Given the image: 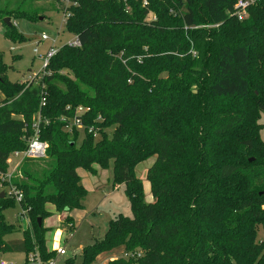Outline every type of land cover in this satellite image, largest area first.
I'll return each mask as SVG.
<instances>
[{
	"label": "trees",
	"instance_id": "1",
	"mask_svg": "<svg viewBox=\"0 0 264 264\" xmlns=\"http://www.w3.org/2000/svg\"><path fill=\"white\" fill-rule=\"evenodd\" d=\"M33 1L0 0V20L11 19L7 39H22L13 21L45 18ZM236 2L78 0L64 15L80 47L63 45L35 80L10 82L0 53V177L11 153L26 149L38 115L48 144L45 158L25 159L13 179L30 224L26 257L55 259L47 205L59 214L83 209L77 170L96 175L94 165L112 164V184L125 186L132 217L112 220L105 237L82 250V264L115 249L125 255L109 264H264V41L252 40L260 31L252 19L231 44L224 40ZM78 107L89 111L70 133ZM152 157L146 203L135 169ZM15 202L0 199V254L11 252L4 238L18 230L3 215Z\"/></svg>",
	"mask_w": 264,
	"mask_h": 264
},
{
	"label": "rangeland",
	"instance_id": "2",
	"mask_svg": "<svg viewBox=\"0 0 264 264\" xmlns=\"http://www.w3.org/2000/svg\"><path fill=\"white\" fill-rule=\"evenodd\" d=\"M32 4L36 8H44L47 10V14L44 19L37 22H29L24 19L13 21L15 31L22 39L17 41L7 39L5 36L6 26L0 20V53L2 63L7 69V78L12 83H25L35 80L36 76L38 74L41 75L43 71L44 58H46L49 50H58L76 38L66 29L64 5L62 3L58 4L55 0H34ZM53 7L60 10H52ZM150 17H154V14H150ZM150 17L148 20H150ZM249 19H252L256 24V28L260 29L252 40L255 42L264 41V7L260 5H254L243 22H236L233 19L229 26L223 29L231 38H225L224 40L231 44L232 39L237 38L241 34L243 31L242 26ZM43 35L47 36V39H43ZM260 122L264 124V119ZM83 137L84 133L80 132L78 144L83 141ZM261 138L264 140L263 132L261 133ZM155 160L156 158L152 157L139 164L135 169L137 178L144 185L146 203L153 202L151 186L147 180V172ZM16 162L12 155L9 160L10 172L14 170ZM93 167L97 170L96 175H92L82 168L78 169L77 172L83 186L87 190V196L83 209L74 210L71 214L74 218V228H69L65 220H61L60 214L54 210L53 205L48 206V210L52 211L53 215L46 222L44 221L43 225L49 228L45 236L46 245L51 251L56 252V257L52 264H82V250L102 240L112 220H115L119 215L132 217L125 186L114 187L112 184V164L108 169H102L98 165ZM20 177V172H16L15 179H21ZM6 189L7 186L0 180V194L5 192L6 196ZM3 215L4 222L8 225L17 224L18 230L6 234L4 241L11 247V252L0 254V262L5 264H25L26 258L29 261L32 255H36V253L30 252L26 257L25 254L24 233L30 228L29 221L21 216V208L18 201L13 205L7 206L3 211ZM32 236L34 238L33 234ZM259 238L264 240V231L262 229H260ZM62 249L65 250V255L63 256L57 254ZM124 255L123 250L115 249L100 255L93 264H109L110 261L124 257Z\"/></svg>",
	"mask_w": 264,
	"mask_h": 264
},
{
	"label": "built area",
	"instance_id": "3",
	"mask_svg": "<svg viewBox=\"0 0 264 264\" xmlns=\"http://www.w3.org/2000/svg\"><path fill=\"white\" fill-rule=\"evenodd\" d=\"M259 0H237L236 4L234 5L233 12L230 13V16L235 19L238 22H243L246 18V15L249 13V11L252 9L254 5L257 4ZM61 3L64 5L63 7H69L71 5H76L78 3V0H61ZM65 18V15H64ZM66 21V18H65ZM43 39H47V36L43 35ZM68 45L74 46V47H80V42L78 38L76 37L73 41H71ZM57 50L50 49L46 58H44V69L47 67L48 62L51 57L55 55ZM70 107L67 108L69 110ZM89 109L84 107H78L75 110L76 117L74 120L71 121L70 125L67 127L68 132H72V128L82 129L83 125L81 122V119L78 118V116L85 115ZM101 119V118H100ZM65 120V119H64ZM41 116L38 115L34 118L32 124L30 125L33 134L31 137L27 139V147L25 150L20 152H14L13 159L17 162L14 164V170L10 172L8 170V173L1 176L0 180L4 183L5 186H7L6 189V195L10 198H14L16 201H20L22 199V194L20 191L17 190L16 186L13 185V179L15 178L16 172H18V169L22 162L25 159H34L39 160L46 156V152L48 150V144L40 139V124H41ZM48 121H45V124H48ZM89 131L92 133H95L96 130L94 128H90ZM95 137H97V134H94ZM12 155H10L12 157ZM10 157V158H11ZM9 158V160H10ZM8 160V165H9ZM10 167V165H9ZM72 227V226H70ZM59 255H65V250H59L57 252ZM53 260L50 261L48 264H52ZM0 264H5L4 262H0ZM28 264H41L39 258L37 255H32L30 257V260L28 261Z\"/></svg>",
	"mask_w": 264,
	"mask_h": 264
},
{
	"label": "crops",
	"instance_id": "4",
	"mask_svg": "<svg viewBox=\"0 0 264 264\" xmlns=\"http://www.w3.org/2000/svg\"><path fill=\"white\" fill-rule=\"evenodd\" d=\"M96 170V169H95ZM97 171V170H96ZM77 172H78V170H77ZM78 175H79V173H77ZM80 177V176H79ZM48 206L49 205H47V210H48ZM54 210H55V208H54ZM48 211H50V210H48ZM51 213H52V211H50ZM73 212V211H72ZM72 212H70V213H68V212H66V213H63V214H60V216H61V220H64V219H66L67 217H70L71 219H72V221H71V223H67V225H69V228H74L75 227V225H74V218L71 216V214H72ZM53 214V213H52ZM47 220V219H46ZM46 220H45V222H46ZM60 220V219H59ZM70 226H72V227H70ZM46 227V226H45ZM47 228V227H46ZM48 248V247H47ZM48 250H50L49 248H48ZM51 251V250H50Z\"/></svg>",
	"mask_w": 264,
	"mask_h": 264
},
{
	"label": "water",
	"instance_id": "5",
	"mask_svg": "<svg viewBox=\"0 0 264 264\" xmlns=\"http://www.w3.org/2000/svg\"><path fill=\"white\" fill-rule=\"evenodd\" d=\"M4 23H6L7 25H11V19L10 18L4 19ZM252 161H253V159H250V162H252ZM4 197H5V192H2V194H0V199H2ZM38 222H39V226L41 227L42 226V220L39 219Z\"/></svg>",
	"mask_w": 264,
	"mask_h": 264
}]
</instances>
